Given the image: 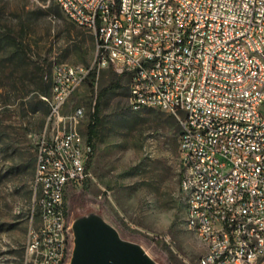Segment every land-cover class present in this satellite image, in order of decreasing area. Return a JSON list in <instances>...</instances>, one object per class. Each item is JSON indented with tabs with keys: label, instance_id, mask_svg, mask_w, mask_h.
Returning a JSON list of instances; mask_svg holds the SVG:
<instances>
[{
	"label": "built area",
	"instance_id": "2783aa9c",
	"mask_svg": "<svg viewBox=\"0 0 264 264\" xmlns=\"http://www.w3.org/2000/svg\"><path fill=\"white\" fill-rule=\"evenodd\" d=\"M96 38L89 66L60 64L36 141L33 217L22 264H69L66 194L94 153L62 111L92 72L129 75V107L180 124L186 224L205 249L198 264H264V0H55Z\"/></svg>",
	"mask_w": 264,
	"mask_h": 264
},
{
	"label": "rangeland",
	"instance_id": "374dc122",
	"mask_svg": "<svg viewBox=\"0 0 264 264\" xmlns=\"http://www.w3.org/2000/svg\"><path fill=\"white\" fill-rule=\"evenodd\" d=\"M95 57L94 34L75 25L55 0H0V264H22L38 223L36 141L50 111L43 97L51 95L53 70L89 66ZM113 72H96L63 108V115L85 110L79 124L85 136ZM128 96L127 86L101 102L90 176L69 187L67 220L96 213L157 263L198 264L205 249L186 224L178 120L154 109L132 111Z\"/></svg>",
	"mask_w": 264,
	"mask_h": 264
},
{
	"label": "water",
	"instance_id": "95a60500",
	"mask_svg": "<svg viewBox=\"0 0 264 264\" xmlns=\"http://www.w3.org/2000/svg\"><path fill=\"white\" fill-rule=\"evenodd\" d=\"M72 229L74 248L69 264H159L96 213L77 218Z\"/></svg>",
	"mask_w": 264,
	"mask_h": 264
},
{
	"label": "trees",
	"instance_id": "16d2710c",
	"mask_svg": "<svg viewBox=\"0 0 264 264\" xmlns=\"http://www.w3.org/2000/svg\"><path fill=\"white\" fill-rule=\"evenodd\" d=\"M94 39L96 42L95 36H94ZM95 74H96V72H92L90 78H92L94 80ZM128 83H129V75L127 73L118 74L116 72H113V75L109 81V85L99 92L98 98H97V103L95 106V112L92 115L91 121L87 127V138H88V141L90 142V144L92 145L94 151H95V147H96V142H97L98 137H99V127L101 124V119L99 117L100 116L101 102L108 92L125 89V88H127ZM44 94H47V91H45ZM179 126H180V124H179ZM180 132H181V129H180ZM92 157H93V155H92ZM91 161H92V159H91ZM91 161H90L89 167L91 165ZM74 204L81 206V207L84 206L83 202L80 199H75Z\"/></svg>",
	"mask_w": 264,
	"mask_h": 264
}]
</instances>
